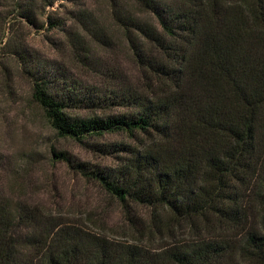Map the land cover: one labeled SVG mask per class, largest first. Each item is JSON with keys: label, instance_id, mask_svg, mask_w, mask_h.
<instances>
[{"label": "trees", "instance_id": "1", "mask_svg": "<svg viewBox=\"0 0 264 264\" xmlns=\"http://www.w3.org/2000/svg\"><path fill=\"white\" fill-rule=\"evenodd\" d=\"M133 2L112 18L136 76L82 60L77 38L99 83L25 71L59 136L116 159L53 151L116 199L125 236H84L0 199V264H264V0ZM115 133L130 141L91 142Z\"/></svg>", "mask_w": 264, "mask_h": 264}, {"label": "rangeland", "instance_id": "2", "mask_svg": "<svg viewBox=\"0 0 264 264\" xmlns=\"http://www.w3.org/2000/svg\"><path fill=\"white\" fill-rule=\"evenodd\" d=\"M133 5V0H0V199L12 207H28L41 223L62 222L84 236H125V215L116 199L53 151L101 166H114L116 159L59 136L32 100L25 71L57 70L69 72L85 86L99 83L83 64L88 59L77 60L72 46L77 38L89 46L82 60L87 55L122 69L128 78L136 76L126 41L112 18L117 11L134 13ZM86 27L101 31V41L96 42ZM125 140L115 133L91 142Z\"/></svg>", "mask_w": 264, "mask_h": 264}]
</instances>
